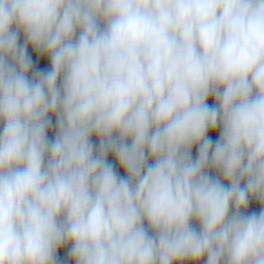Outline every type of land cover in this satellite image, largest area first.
<instances>
[{
  "label": "clouds",
  "instance_id": "1",
  "mask_svg": "<svg viewBox=\"0 0 264 264\" xmlns=\"http://www.w3.org/2000/svg\"><path fill=\"white\" fill-rule=\"evenodd\" d=\"M201 261L264 264V0H0V264Z\"/></svg>",
  "mask_w": 264,
  "mask_h": 264
},
{
  "label": "trees",
  "instance_id": "2",
  "mask_svg": "<svg viewBox=\"0 0 264 264\" xmlns=\"http://www.w3.org/2000/svg\"><path fill=\"white\" fill-rule=\"evenodd\" d=\"M21 39H22V38H21ZM29 51L31 52V49H30ZM34 59H35V58H34ZM41 66L46 67L47 65H46V63H43V62H42V63H41ZM210 135H212V138L215 139L217 134L212 133V134H210ZM193 155H195V149L193 150ZM109 159L111 160V157H110ZM121 174H123V173L121 172ZM249 211H259V206L256 205L255 203H252V204L249 205ZM60 254H61V255H64V252L62 251ZM201 264H203L202 261H201Z\"/></svg>",
  "mask_w": 264,
  "mask_h": 264
}]
</instances>
